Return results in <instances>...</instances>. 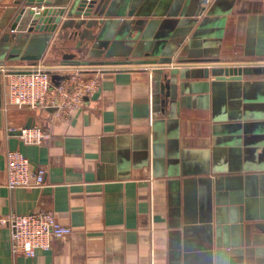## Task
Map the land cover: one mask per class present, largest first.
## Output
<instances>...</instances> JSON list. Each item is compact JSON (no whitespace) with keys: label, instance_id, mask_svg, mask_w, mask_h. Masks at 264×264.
Returning a JSON list of instances; mask_svg holds the SVG:
<instances>
[{"label":"crops","instance_id":"0c3cea01","mask_svg":"<svg viewBox=\"0 0 264 264\" xmlns=\"http://www.w3.org/2000/svg\"><path fill=\"white\" fill-rule=\"evenodd\" d=\"M16 8L15 0H0V264H264V0H132L134 14L107 31L109 47L120 28L130 30L136 20L143 22L140 32L152 28V37L186 28L182 11L199 12L200 24L206 16L223 19L222 26L209 21L194 36L197 23L188 34L186 44L195 40L190 49L199 60L179 62L189 56L183 44L169 64L136 61L137 31L119 38L111 57L77 50L84 43L71 29L54 33L41 60L8 55L4 37L13 34ZM225 65H252L257 73L178 78L179 84H222L196 94H183L179 86L174 110L156 93V68L178 66L201 75ZM38 67L54 83L82 72L98 75L99 85L66 112L7 107V74ZM162 120L163 154L155 157L156 122ZM26 126L41 127L49 139L24 142ZM9 150L45 170V184L8 188ZM217 191L223 204L237 202L248 215L243 229L219 231L209 209ZM42 209L73 232L34 257L14 254L3 219Z\"/></svg>","mask_w":264,"mask_h":264},{"label":"water","instance_id":"95a60500","mask_svg":"<svg viewBox=\"0 0 264 264\" xmlns=\"http://www.w3.org/2000/svg\"><path fill=\"white\" fill-rule=\"evenodd\" d=\"M131 1L132 0H123L121 2V0H111L108 3L106 0H15V4L18 8L15 10V17L11 23L13 34H8L4 37L8 45L6 51L9 52L8 55H18L20 59L41 60L54 33L57 30L67 31L71 29L73 35L79 36L84 43L83 47L78 44L76 46L77 50H88L90 57H97L104 53L106 57H111L114 48H116L120 42L119 38L124 37L127 33L130 34L131 32L137 31V36L140 40L136 46L137 49L133 50L135 51L134 53L132 52L134 56L140 59L136 60L137 62L145 64L172 63L174 50L183 44L182 50L187 52L189 56H180L178 61L186 62L199 60V58L202 57L201 55H192L193 51L190 49V46L192 43H195V40H189L188 44H186L187 36L194 26L198 23L196 31L194 32V36H198L202 32L201 29L206 26L209 21L212 23L213 27L215 26L216 28L223 24V19H211L208 16H206L200 24L198 18L199 12L191 16L185 11H182L184 20L181 21V26L186 28L178 29V31H174V33L169 32L170 37L167 36L168 34L166 33H159L151 37L152 28L142 33L140 32V26H142L143 22L136 20L134 21L135 25L130 30L127 29L128 27L126 28V24L121 27L116 34L117 40L109 47V38L112 36V30L109 33H107V31L110 26L118 28L120 23L119 19H125L127 16H132L134 14L133 11L129 10ZM203 10H205V6ZM95 29L97 31H95ZM173 37L176 38L173 39ZM169 39L173 40L169 42ZM25 49L33 51V54H23ZM71 55L65 54L64 58H70ZM128 62L130 61L128 60ZM77 63L80 64L83 62L77 60ZM164 68H169V70L164 71ZM256 71L257 69L252 65H225L212 66L210 69L203 72V74L197 75L195 71L191 72L187 69L180 70L178 66H167L155 69L156 75L154 76V80L156 93L159 95L161 102L168 104L169 107L171 105V108L174 110L179 86L183 94H196L202 91H208L210 86H212L215 92L216 86L222 84H220L218 80L210 83L182 82L179 84L178 78L188 80L197 77L208 78L210 75L243 76L257 73ZM228 81L230 86H240V83H233V80ZM162 94H164L165 97H162ZM172 109L169 112L170 115H172ZM215 118V120H217V117ZM230 118L232 119L234 117ZM163 123V120L161 122H156L158 126L156 127L154 139L155 157H160L163 154L162 149H160V140H162L164 136V131L161 128ZM172 134L174 135V133L168 132L169 137H172ZM169 141L171 145L176 144V140L174 139H170ZM168 161L171 162V158ZM214 172H220L217 166L214 167ZM215 181L218 184L220 178ZM211 203L212 206L209 208L210 213L212 217L216 219L219 231L221 230L220 226L225 229H228L231 225L233 229L238 227L244 228L245 225L242 223L244 218L246 219L248 215L244 217L242 214L243 208L237 206V202H232L231 205L227 203L223 204L220 194L217 191Z\"/></svg>","mask_w":264,"mask_h":264},{"label":"built area","instance_id":"2783aa9c","mask_svg":"<svg viewBox=\"0 0 264 264\" xmlns=\"http://www.w3.org/2000/svg\"><path fill=\"white\" fill-rule=\"evenodd\" d=\"M209 5L213 0H203ZM100 78L76 72L58 83L43 68L7 74L6 106L18 108H54L68 111L76 108L85 95L92 94ZM20 136L26 143L41 144L50 133L39 126L21 128ZM7 158L6 186L41 187L45 184V170L32 167L31 161L18 150H9ZM3 222L11 230V249L16 255L34 257L39 251L52 248L53 241L70 235L71 226L63 224L51 210H39L27 214L11 213Z\"/></svg>","mask_w":264,"mask_h":264}]
</instances>
